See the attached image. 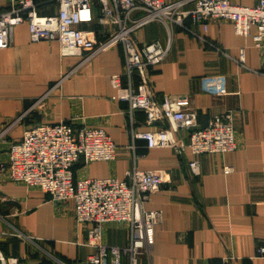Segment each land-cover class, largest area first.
Wrapping results in <instances>:
<instances>
[{
    "label": "crops",
    "instance_id": "1",
    "mask_svg": "<svg viewBox=\"0 0 264 264\" xmlns=\"http://www.w3.org/2000/svg\"><path fill=\"white\" fill-rule=\"evenodd\" d=\"M41 15L56 12V0H35ZM180 8L191 10L195 0ZM255 6L260 0H229ZM11 0H0V12ZM169 29L153 22L135 31L139 46L170 41L167 58L150 70L154 97L184 95L198 127L216 115L232 112L237 148L202 154L194 175L189 149L149 148L137 133L149 128L143 111L129 113L114 96L112 76L122 72V46L89 56H64L57 41H32L28 24L14 28L12 42L0 51V230L9 232L3 252L22 264H88L90 224L78 223L74 200L52 201L37 188L8 180L9 149L25 129L41 123L69 121L75 126L102 127L117 145L112 161L82 160L75 178L125 179L126 171L163 169L166 180L148 201L160 210L155 241L138 264H264L257 249L264 246V50L251 37L235 33L225 19L203 24L185 20ZM204 37L206 42L198 36ZM243 52L244 60L240 62ZM165 125L156 122L154 127ZM179 136V134H178ZM188 139V133H180ZM232 167V171H227ZM108 244L128 241L124 223L103 227ZM127 264V263H125Z\"/></svg>",
    "mask_w": 264,
    "mask_h": 264
},
{
    "label": "built area",
    "instance_id": "2",
    "mask_svg": "<svg viewBox=\"0 0 264 264\" xmlns=\"http://www.w3.org/2000/svg\"><path fill=\"white\" fill-rule=\"evenodd\" d=\"M184 2L56 0V12L41 15L35 0H11L10 9L0 12V51L12 42L14 28L25 22L32 41H57L64 56L88 52L89 57L122 46V72L113 75L111 81L117 89L114 98L127 102L129 113H145L149 128L137 133V137L145 139L149 148H171L176 152L189 149L194 156L189 168L199 175V155L227 153L237 148L233 113L218 114L205 127H198L187 96L164 94L157 100L150 70L167 58L170 41L163 44L155 40L139 46L133 35L153 22L163 23L168 29L178 25L194 32L185 27L186 19L203 24L205 29L211 19H225L233 23L236 34L251 37L254 47L264 50V0L255 6L229 0H195L193 9L182 10ZM198 37L206 42L204 37ZM243 60L242 52L240 62ZM159 121L165 125L154 127ZM185 131L187 140L180 136ZM116 156L117 145L105 129L75 126L69 121L27 128L9 149V181L37 188L49 194L52 201L74 200L76 221L90 224L86 245L93 253L88 264H138L139 257L153 246L155 225L161 220L162 212L147 210L144 203L166 180L163 169L133 166L126 171L125 179L74 177L73 168L81 160L87 164L112 161ZM227 171H232V167ZM108 223L126 224V244L105 242L103 227ZM7 235L8 231L0 230V264H22L19 257L3 252L1 243ZM257 254L264 257V246L257 249Z\"/></svg>",
    "mask_w": 264,
    "mask_h": 264
},
{
    "label": "trees",
    "instance_id": "3",
    "mask_svg": "<svg viewBox=\"0 0 264 264\" xmlns=\"http://www.w3.org/2000/svg\"><path fill=\"white\" fill-rule=\"evenodd\" d=\"M75 167V166H74Z\"/></svg>",
    "mask_w": 264,
    "mask_h": 264
}]
</instances>
